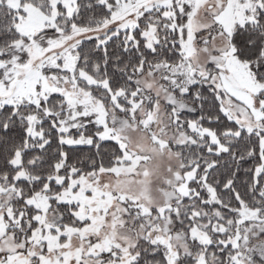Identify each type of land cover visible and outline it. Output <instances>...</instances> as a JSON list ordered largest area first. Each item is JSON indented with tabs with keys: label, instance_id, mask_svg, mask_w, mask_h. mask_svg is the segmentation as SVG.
<instances>
[{
	"label": "snow or ice",
	"instance_id": "obj_1",
	"mask_svg": "<svg viewBox=\"0 0 264 264\" xmlns=\"http://www.w3.org/2000/svg\"><path fill=\"white\" fill-rule=\"evenodd\" d=\"M0 264H264V0H0Z\"/></svg>",
	"mask_w": 264,
	"mask_h": 264
}]
</instances>
